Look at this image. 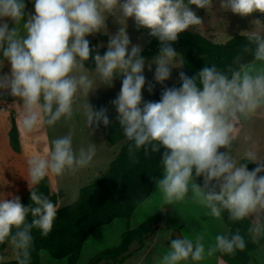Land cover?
<instances>
[{
	"label": "clouds",
	"instance_id": "obj_1",
	"mask_svg": "<svg viewBox=\"0 0 264 264\" xmlns=\"http://www.w3.org/2000/svg\"><path fill=\"white\" fill-rule=\"evenodd\" d=\"M34 13L25 17V0H0V66L8 62L10 73L0 74V90L7 89L20 110V126L32 134L45 126L72 120L82 113L87 128L109 124L106 110H93L87 96L98 84L111 86L114 76H123L119 94L112 101L128 142V154L135 159L157 153L162 178L157 191L165 205L186 198L208 209V215L222 220L224 212L232 221L255 213L247 228L248 238L264 235V156L255 142L239 155L235 143L237 127L258 108L264 107V23L241 33L248 41L244 53L234 57L235 67L221 70L205 66L194 77L180 72V87L164 88L158 101L141 104L145 85V58L139 45H130L126 19L148 30L160 42L154 79L163 83L173 67L183 60L171 46L178 34L201 19L192 10H210L213 0H31ZM222 10L241 17L264 13V0H219ZM106 14L116 16L122 25L109 37L101 55L89 47L86 37L106 31ZM7 20L14 23L9 27ZM90 51L95 64L85 62ZM151 91V88H149ZM83 97V102H81ZM18 101V103L16 102ZM96 145L75 147L71 129L51 139L42 151L27 160V181L31 203L21 204L19 196L0 192V243L7 240L16 254L17 264H30L33 229L46 237L53 229L58 203L39 192L37 185L48 175L74 173L90 166ZM223 148L221 152L218 149ZM256 166L248 170L247 163ZM203 178V186L195 183ZM6 183L0 176V184ZM191 192V195L188 193ZM246 247L239 229H225L214 237V246L205 248L197 237L176 236L157 264H198L214 251L234 254Z\"/></svg>",
	"mask_w": 264,
	"mask_h": 264
},
{
	"label": "trees",
	"instance_id": "obj_2",
	"mask_svg": "<svg viewBox=\"0 0 264 264\" xmlns=\"http://www.w3.org/2000/svg\"><path fill=\"white\" fill-rule=\"evenodd\" d=\"M264 17V13H261ZM149 43L141 50L145 60H151L159 53L160 42L156 37L150 36ZM174 50L184 58V73L194 77L199 70L205 66L215 64L221 70H228L236 65L234 57L241 55L247 61L251 59L250 53H244V47L248 44L246 37L242 34L233 36L225 43L211 42L196 32L183 31L178 34L175 42H170ZM89 47L96 49L101 55L106 49L99 48L97 39L89 41ZM85 66L94 69L95 64L90 51L89 60ZM180 79L173 85H166L154 91L153 101H158L164 88H179ZM101 108L96 107L95 110ZM94 110V111H95ZM109 118V124L105 127L99 124L92 127L96 131L107 135L109 144H115L123 138V130L119 122ZM11 128L9 131L10 144L14 151L20 152V140L16 119L11 116ZM163 148L159 152L145 156L141 151L136 153L135 159L128 154V142L122 147L111 161L109 169L96 181L82 187L74 202L57 209L56 220L53 229L48 236L42 237L37 229H33V245L30 253V264L40 263V251L45 250L54 259H66V264H77L85 241L98 227L109 224L116 218H124L128 222V228L122 233L118 246L105 249L90 258L87 264H114L122 263L133 252L141 249L148 238L155 234L163 216L155 213L144 222L132 228L129 221L136 208L142 204L152 193L156 178L160 173L159 160ZM256 165L247 163L246 167L251 170ZM196 183L203 186V178L196 177ZM39 192L47 195L53 202L57 203L61 193L50 189V182L46 176L36 186ZM31 203L30 191L21 200V204L27 206ZM223 222L228 230L239 229L245 236L246 247L242 251L228 254L217 250L219 259L224 264H259L253 252L257 248L255 240L248 238L247 228L251 220L245 218L239 221L229 220L227 212L223 214ZM8 241L0 243V252L7 248ZM0 264H17L16 259L2 262Z\"/></svg>",
	"mask_w": 264,
	"mask_h": 264
},
{
	"label": "rangeland",
	"instance_id": "obj_3",
	"mask_svg": "<svg viewBox=\"0 0 264 264\" xmlns=\"http://www.w3.org/2000/svg\"><path fill=\"white\" fill-rule=\"evenodd\" d=\"M191 7L194 13L201 19V29L198 30L195 26H190L184 31L199 33L209 41L215 43H225L235 35L249 32L252 28L255 29L256 25L253 24V21L256 19H259L264 23V17L261 13L256 12L249 16L241 17L238 14L232 13L230 10H222L220 8L219 0H213L210 10L196 8L194 5ZM24 10V19H27L34 13V5L31 0H25ZM4 19L7 20V18ZM7 22L10 28L14 26V23L11 20H7ZM121 26L122 25L119 23L116 16L106 14V31L90 34L86 39L88 41L97 39L99 48L106 49L109 37L116 34ZM124 26L126 27V32L130 40L129 48L132 44H136L140 46L141 50H143L150 40L148 30L143 27L138 28L134 19L131 17L126 19ZM262 34H264V30H262ZM179 56L182 58L183 63L179 67L171 68L169 78L163 83H158L154 79L155 64H151V68H149V62L151 60H145V66L143 68L145 85L141 89V104L145 101H153L155 90L166 85H173L180 79L179 73H184L185 62L184 58L181 55ZM89 70L91 71L94 69ZM4 73H10V67L7 61L0 66V74ZM122 79V75L114 76L111 86L98 84V86L94 90H91L87 96L88 103L93 110H95L96 107L104 108L114 122H119V120L112 101L119 94ZM149 88H151V91H149ZM83 99L84 98L81 97V102H83ZM14 101L15 98L9 94L7 89L0 90V117L7 115L9 118H11V116L15 118L14 114L16 113V109L19 108L14 105ZM16 102L18 103V101ZM12 105H14L16 109L13 108ZM44 129L47 132L49 142L51 139L63 135L71 129L73 134V144L75 147H87L91 138L97 134L91 126L87 128L84 124V119L80 111L74 113L72 120L66 123L58 122L53 126H45ZM235 136L236 139L232 148L233 150L236 148V153L238 155L245 147L252 142H255L258 153L261 156H264V107L258 108L246 121L242 122L237 127ZM126 144L127 141L123 137L113 144L112 148L107 149V162H105V164H100L101 166H99V169L97 170L91 169L84 173L81 171H76L74 173L66 172L63 175H59L58 178L62 186H60L58 190L61 193V199L64 205L73 202L77 198L79 190L82 187L96 181L103 173H105L109 169L111 160ZM218 151L223 152L225 149L220 148ZM102 161H100V163ZM98 164L99 162L97 161L96 155H94L90 166H96ZM154 185L153 192L149 196L151 197L149 202H147L145 206H143L144 204L142 205L145 208H138L134 221H136L138 215L143 216L146 213L155 212L161 200H163L161 194L157 191V184ZM188 194L191 195V192ZM163 205L166 210L175 209L181 214L179 227L173 231V235L178 236L180 229H184L185 236L193 240L199 237L204 243L206 249L209 246H214V237L218 232L228 229L223 220L208 215V209L197 203L195 198L189 197L182 202L175 203L174 205H165L163 201ZM155 213H161L163 216V211H157ZM254 216L255 213H252L248 218L251 220ZM163 233L165 235L166 231L163 230ZM255 241L257 248L253 252V255L259 261V264H264V235L255 239ZM45 255L50 259L52 258L47 252H45ZM13 259H16V254L12 245L8 242L7 248L3 252H0V263ZM44 264H46L45 259ZM198 264L224 263L219 259L217 251H214L212 255L206 256L205 259L198 262Z\"/></svg>",
	"mask_w": 264,
	"mask_h": 264
},
{
	"label": "crops",
	"instance_id": "obj_4",
	"mask_svg": "<svg viewBox=\"0 0 264 264\" xmlns=\"http://www.w3.org/2000/svg\"><path fill=\"white\" fill-rule=\"evenodd\" d=\"M12 106L13 108H15L14 105ZM14 116L18 127L21 147L20 152L14 151L10 144V118L7 115L0 117V176L3 177L4 181H6V183L0 184V192L4 193L6 198H11L7 195L8 193H11L13 196H19L21 201L27 194V192L30 191L27 181V160L33 153L37 151H42L43 147L50 142L48 140L47 132L44 128L30 135L24 133L20 126L19 109H16V113L14 114ZM93 130L97 132V134L96 136L91 138L90 143L97 146L95 155L99 164L96 166H88L86 168L78 170L83 173L91 169L97 170L99 169V166H101L100 164H105L108 159V154L106 151L107 149L112 148L113 145L109 144L107 135L105 133L96 131L95 129ZM100 161L102 162L100 163ZM162 175L163 173H160L156 180L160 179ZM47 177L50 182L51 191L58 193V188L62 186L58 176L50 174ZM156 180L154 184H156ZM154 187L155 185L153 186V188ZM148 198L142 204H140L138 208H145L143 206H145V204L149 202L151 197ZM57 203L60 205V207L68 205H64L61 197L58 199ZM138 208H136L131 220L129 221V225L132 228L144 222L149 216L155 214V212L157 211H163V219L159 223L155 234L148 238V240L141 249L133 252L122 263L114 264H157L159 257L163 254L164 251L167 250L168 241L171 238L176 237L175 235H173V231L179 227L181 218V214L179 213V211L175 209L166 210L165 206L163 205V200H161L155 212L146 213L143 216L138 215L136 221H134L135 214L136 212H138ZM127 228L128 222L124 218H116L109 224L96 228L85 241L77 264H87L90 258L95 256L100 251L118 246V244L120 243L121 235ZM163 230L166 231L165 235L163 233ZM178 236H185L184 229H180ZM45 252V250L40 251L41 264H44V259L46 264H66V259L53 258V260L52 258L50 259L46 257Z\"/></svg>",
	"mask_w": 264,
	"mask_h": 264
}]
</instances>
